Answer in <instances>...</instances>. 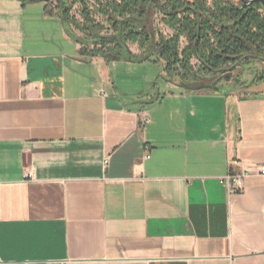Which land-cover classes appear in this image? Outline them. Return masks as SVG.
<instances>
[{
    "label": "crops",
    "instance_id": "crops-1",
    "mask_svg": "<svg viewBox=\"0 0 264 264\" xmlns=\"http://www.w3.org/2000/svg\"><path fill=\"white\" fill-rule=\"evenodd\" d=\"M81 48L45 2L0 0V264H264V176L220 181L264 163V92L135 93L111 72L134 60Z\"/></svg>",
    "mask_w": 264,
    "mask_h": 264
},
{
    "label": "trees",
    "instance_id": "trees-1",
    "mask_svg": "<svg viewBox=\"0 0 264 264\" xmlns=\"http://www.w3.org/2000/svg\"><path fill=\"white\" fill-rule=\"evenodd\" d=\"M20 1H42L55 10L69 34L82 44L84 54L109 61L155 58L161 62L166 79L191 90L217 88L216 82L203 78L228 76L253 61H264V8L259 2ZM76 4L79 17L74 11ZM131 43L138 45L139 54L131 51Z\"/></svg>",
    "mask_w": 264,
    "mask_h": 264
},
{
    "label": "rangeland",
    "instance_id": "rangeland-1",
    "mask_svg": "<svg viewBox=\"0 0 264 264\" xmlns=\"http://www.w3.org/2000/svg\"><path fill=\"white\" fill-rule=\"evenodd\" d=\"M93 2V0H89ZM239 1V0H236ZM78 4L74 7V11L77 14ZM71 27V26H70ZM75 34L78 37H83V34L71 27ZM166 31H169L166 27H164ZM105 31H103L104 33ZM131 51H139L140 49L137 44L131 43L129 44ZM134 53V54H139ZM96 56V55H90ZM117 69H112V75L114 80L116 78L124 80L126 83L130 84V88L136 92H139L141 89H152L153 83L155 81H161L164 83L165 76L163 73V67L160 61L155 58H151L144 61H133V62H119ZM146 79L144 80V77ZM204 81L214 83L216 82V86H224L227 85L228 88L233 87L234 89H239L238 93L244 94L248 93L252 90H249L250 87L254 86L256 91L264 92V61H253L246 66L235 69L231 74L227 75H215L208 76L203 78ZM228 82H230L228 84Z\"/></svg>",
    "mask_w": 264,
    "mask_h": 264
},
{
    "label": "built area",
    "instance_id": "built-area-1",
    "mask_svg": "<svg viewBox=\"0 0 264 264\" xmlns=\"http://www.w3.org/2000/svg\"><path fill=\"white\" fill-rule=\"evenodd\" d=\"M149 121L150 118L147 114L141 119L142 124L148 123ZM144 158H150L149 148L146 149ZM104 162L108 164L109 157H106ZM228 166V172L221 177L220 181L230 194L243 192L245 188V179L247 177L264 176V163L229 159Z\"/></svg>",
    "mask_w": 264,
    "mask_h": 264
},
{
    "label": "water",
    "instance_id": "water-1",
    "mask_svg": "<svg viewBox=\"0 0 264 264\" xmlns=\"http://www.w3.org/2000/svg\"><path fill=\"white\" fill-rule=\"evenodd\" d=\"M243 5H250L253 2H259L264 8V0H239Z\"/></svg>",
    "mask_w": 264,
    "mask_h": 264
}]
</instances>
